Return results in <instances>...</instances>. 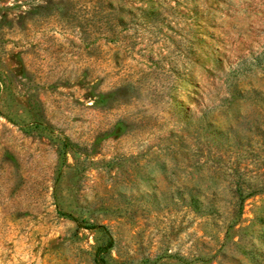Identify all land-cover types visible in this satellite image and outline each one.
<instances>
[{"label":"rangeland","instance_id":"rangeland-1","mask_svg":"<svg viewBox=\"0 0 264 264\" xmlns=\"http://www.w3.org/2000/svg\"><path fill=\"white\" fill-rule=\"evenodd\" d=\"M108 234L106 264H264V0H0V264Z\"/></svg>","mask_w":264,"mask_h":264},{"label":"trees","instance_id":"trees-1","mask_svg":"<svg viewBox=\"0 0 264 264\" xmlns=\"http://www.w3.org/2000/svg\"><path fill=\"white\" fill-rule=\"evenodd\" d=\"M62 213L68 217L73 218V216H71L69 213L66 212H62ZM91 226L104 227L102 224H93ZM110 243H111V236L108 234V238L104 243L95 246L92 254L93 264H106L104 253L109 247Z\"/></svg>","mask_w":264,"mask_h":264}]
</instances>
